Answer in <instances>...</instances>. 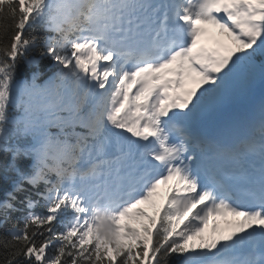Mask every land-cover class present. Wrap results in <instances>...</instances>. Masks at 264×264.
<instances>
[{"label": "snow or ice", "instance_id": "1", "mask_svg": "<svg viewBox=\"0 0 264 264\" xmlns=\"http://www.w3.org/2000/svg\"><path fill=\"white\" fill-rule=\"evenodd\" d=\"M0 264H264V0H0Z\"/></svg>", "mask_w": 264, "mask_h": 264}, {"label": "rangeland", "instance_id": "2", "mask_svg": "<svg viewBox=\"0 0 264 264\" xmlns=\"http://www.w3.org/2000/svg\"><path fill=\"white\" fill-rule=\"evenodd\" d=\"M166 191H167V189L164 187V186H162V188H161V190L159 191V193L156 195V198H158L159 200L158 201H155L156 203H158V204H162L163 203V199H164V196H165V194H166ZM147 211H149V212H151L152 211V208H151V206L150 205H145V206H143ZM230 219H233L232 217H228V220H230ZM228 223H226L225 221H221V223H220V230L221 231H225V232H227L228 230H227V227H228ZM133 227H139V225L138 224H133ZM205 235L207 236V237H210L211 235H212V232H211V226H209V229L208 230H206V233H205Z\"/></svg>", "mask_w": 264, "mask_h": 264}, {"label": "bare ground", "instance_id": "3", "mask_svg": "<svg viewBox=\"0 0 264 264\" xmlns=\"http://www.w3.org/2000/svg\"><path fill=\"white\" fill-rule=\"evenodd\" d=\"M154 200H155V201H158L159 199L155 197ZM231 227H232V226H229V227L227 228V230H228V231L231 230Z\"/></svg>", "mask_w": 264, "mask_h": 264}]
</instances>
